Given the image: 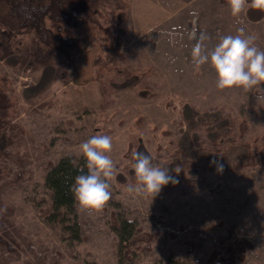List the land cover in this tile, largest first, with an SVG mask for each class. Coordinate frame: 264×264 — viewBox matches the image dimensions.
I'll return each instance as SVG.
<instances>
[{
  "label": "rangeland",
  "instance_id": "obj_1",
  "mask_svg": "<svg viewBox=\"0 0 264 264\" xmlns=\"http://www.w3.org/2000/svg\"><path fill=\"white\" fill-rule=\"evenodd\" d=\"M122 2L73 31L86 40L52 73L28 66L31 35L16 36L7 54L0 47V87L12 102L0 127V264H224L239 239L254 248L235 264H264V103L256 90H218L210 65L195 71L190 35L206 34L210 51L243 27L264 50V22L247 9L233 17L228 0ZM97 133L112 137L111 199L56 210L51 164L70 157L85 167L79 145ZM136 151L178 183L153 199L126 192ZM112 216L153 239L127 255Z\"/></svg>",
  "mask_w": 264,
  "mask_h": 264
},
{
  "label": "clouds",
  "instance_id": "obj_2",
  "mask_svg": "<svg viewBox=\"0 0 264 264\" xmlns=\"http://www.w3.org/2000/svg\"><path fill=\"white\" fill-rule=\"evenodd\" d=\"M228 7L233 17L240 16L245 9L264 11V0H228ZM195 41L191 50L194 70L199 72L204 65H210L216 73L218 90L240 88L246 92L257 91V103H264V50L255 45L253 35H245L243 27L237 29L236 35H225L209 51L205 48L206 34L192 32ZM112 137L97 133L79 145L85 160L81 174L74 178L70 191L82 211L102 208L112 196L109 180L116 174V165L111 156ZM131 167L134 171V183L125 186L126 192L136 197L152 199L168 184L178 181L170 174L167 167L153 163L152 157L141 151L133 152ZM217 174H222L224 165L219 160L210 162ZM177 175L181 167L173 170Z\"/></svg>",
  "mask_w": 264,
  "mask_h": 264
},
{
  "label": "trees",
  "instance_id": "obj_3",
  "mask_svg": "<svg viewBox=\"0 0 264 264\" xmlns=\"http://www.w3.org/2000/svg\"><path fill=\"white\" fill-rule=\"evenodd\" d=\"M111 0H2L0 11V47L6 52L11 48L12 41L19 35H31L32 54L28 57V66L34 69L43 68L46 74L52 73L53 63L69 59L85 42L84 36H75L73 31L84 29L90 21H96V16L105 4ZM120 6L126 5L118 0ZM247 18L252 22L263 21L264 11L247 9ZM12 102L6 91L0 87V127L10 125L8 121ZM87 169L77 164L72 158H63L57 165L51 164L46 176V186L49 188L53 207L56 210H72L76 207L70 185L74 178L81 174L80 169ZM113 225L117 227L118 236L122 242H128L126 251L140 241L150 242L152 234L134 235L130 223L118 224L115 216ZM8 247L9 243L6 244ZM11 248V247H10ZM254 245L239 239L227 247L228 257L224 264H235L242 259L248 249Z\"/></svg>",
  "mask_w": 264,
  "mask_h": 264
},
{
  "label": "crops",
  "instance_id": "obj_4",
  "mask_svg": "<svg viewBox=\"0 0 264 264\" xmlns=\"http://www.w3.org/2000/svg\"><path fill=\"white\" fill-rule=\"evenodd\" d=\"M192 2H193V0H192ZM200 3V2H199Z\"/></svg>",
  "mask_w": 264,
  "mask_h": 264
}]
</instances>
